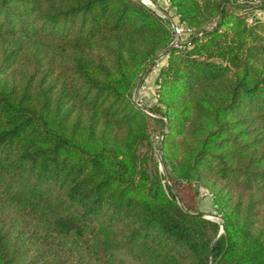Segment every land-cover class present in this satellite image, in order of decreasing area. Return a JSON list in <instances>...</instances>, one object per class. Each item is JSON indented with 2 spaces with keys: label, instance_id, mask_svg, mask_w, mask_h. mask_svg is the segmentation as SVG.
I'll return each mask as SVG.
<instances>
[{
  "label": "trees",
  "instance_id": "16d2710c",
  "mask_svg": "<svg viewBox=\"0 0 264 264\" xmlns=\"http://www.w3.org/2000/svg\"><path fill=\"white\" fill-rule=\"evenodd\" d=\"M163 2L0 0V264H264V0Z\"/></svg>",
  "mask_w": 264,
  "mask_h": 264
},
{
  "label": "rangeland",
  "instance_id": "374dc122",
  "mask_svg": "<svg viewBox=\"0 0 264 264\" xmlns=\"http://www.w3.org/2000/svg\"><path fill=\"white\" fill-rule=\"evenodd\" d=\"M140 1L141 2L145 1L143 3L149 8H151L152 10H154V4H157L160 8L162 7L159 4H163V5L165 4L164 2L161 3L160 0H140ZM252 1H255V0H252ZM164 7L165 9L162 8V10L169 11V13L173 14L172 9L168 5H165ZM155 10L156 12L162 13L161 9L155 8ZM164 20L169 25V21L166 16L164 17ZM166 59H167L166 56H162L159 59L157 66L150 73H146V75L143 77L142 79L143 82L139 90H137V88L135 90V93L133 96L135 103L138 106L142 107L143 109L147 110V112L149 111V109H151L156 104V93H155L156 77H157L159 67L162 66L166 62ZM158 154H159L158 155L159 159H161L160 151L158 152ZM161 169L164 170L163 166ZM212 197H213L212 193L209 190L202 189L198 197V208L204 214L206 218L221 222V216L213 205Z\"/></svg>",
  "mask_w": 264,
  "mask_h": 264
},
{
  "label": "built area",
  "instance_id": "2783aa9c",
  "mask_svg": "<svg viewBox=\"0 0 264 264\" xmlns=\"http://www.w3.org/2000/svg\"><path fill=\"white\" fill-rule=\"evenodd\" d=\"M236 2L238 3H245L247 0H235ZM145 2V1H143ZM155 8L159 9L158 5L157 4H154V10ZM162 10V8H161ZM162 13L163 14H159L162 18H164L165 16L168 18V21H169V27L172 31V35H173V42L175 43V46L176 45H179L180 43L183 42V39L184 37L190 33L192 30L191 29H187L185 27L184 24H180V23H177L174 21L173 18H171V13H169V11H166V10H162Z\"/></svg>",
  "mask_w": 264,
  "mask_h": 264
},
{
  "label": "water",
  "instance_id": "95a60500",
  "mask_svg": "<svg viewBox=\"0 0 264 264\" xmlns=\"http://www.w3.org/2000/svg\"><path fill=\"white\" fill-rule=\"evenodd\" d=\"M174 46H175V43L173 42V43L171 44L170 48H172V47H174ZM167 50H168V48L165 49V51H167ZM142 82H143V80L138 84V86H137V90H139V88H140Z\"/></svg>",
  "mask_w": 264,
  "mask_h": 264
},
{
  "label": "crops",
  "instance_id": "0c3cea01",
  "mask_svg": "<svg viewBox=\"0 0 264 264\" xmlns=\"http://www.w3.org/2000/svg\"><path fill=\"white\" fill-rule=\"evenodd\" d=\"M161 1V3L163 2V0H160ZM165 4H164V6L165 5H168V3L167 2H164ZM159 7V6H158ZM159 9H161L160 7H159ZM156 11V10H155ZM173 11V10H172ZM162 12V11H161ZM158 14H160V12H157ZM162 14V13H161Z\"/></svg>",
  "mask_w": 264,
  "mask_h": 264
}]
</instances>
